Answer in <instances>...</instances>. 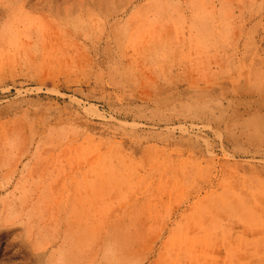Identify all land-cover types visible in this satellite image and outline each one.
<instances>
[{
	"label": "rangeland",
	"instance_id": "rangeland-1",
	"mask_svg": "<svg viewBox=\"0 0 264 264\" xmlns=\"http://www.w3.org/2000/svg\"><path fill=\"white\" fill-rule=\"evenodd\" d=\"M0 264H264V0H0Z\"/></svg>",
	"mask_w": 264,
	"mask_h": 264
}]
</instances>
